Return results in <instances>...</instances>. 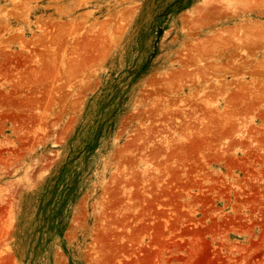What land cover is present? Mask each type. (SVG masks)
Listing matches in <instances>:
<instances>
[{"label":"rangeland","instance_id":"rangeland-1","mask_svg":"<svg viewBox=\"0 0 264 264\" xmlns=\"http://www.w3.org/2000/svg\"><path fill=\"white\" fill-rule=\"evenodd\" d=\"M0 264H264V0H0Z\"/></svg>","mask_w":264,"mask_h":264}]
</instances>
